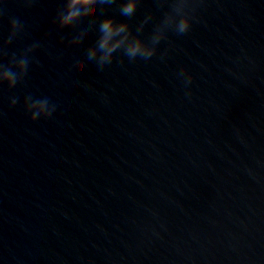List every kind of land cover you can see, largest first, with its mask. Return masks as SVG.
Masks as SVG:
<instances>
[{"label": "water", "instance_id": "95a60500", "mask_svg": "<svg viewBox=\"0 0 264 264\" xmlns=\"http://www.w3.org/2000/svg\"><path fill=\"white\" fill-rule=\"evenodd\" d=\"M122 2L104 15L165 39L102 71L82 17L53 24L65 0L0 6V68L39 45L0 85V264H264V0H197L182 35L163 23L175 0L130 18ZM10 17L23 30L8 41ZM51 84L64 100L29 123Z\"/></svg>", "mask_w": 264, "mask_h": 264}, {"label": "clouds", "instance_id": "9594fccd", "mask_svg": "<svg viewBox=\"0 0 264 264\" xmlns=\"http://www.w3.org/2000/svg\"><path fill=\"white\" fill-rule=\"evenodd\" d=\"M196 2L197 0H175L172 5L175 15L165 16L164 25L171 26L178 35L187 33L191 24L195 21V17L190 16L186 9L194 7ZM5 3L6 0H0V6ZM115 3L116 0H65L61 10L56 13L53 19V24L58 25L65 14L68 17L79 16L82 17V20L78 32L84 33L95 30L96 40L86 49V58L101 71L106 65L113 63L116 53H121L129 62H133L137 58L147 61L155 54L156 45L165 39L164 31L157 28L151 37V44H148L139 35L133 34L127 22H117L114 16L104 15L107 6ZM138 5L139 0H123L118 5L120 15L132 17ZM93 6L98 8L100 15L84 17L83 14ZM150 18V16H146L144 22L146 23ZM142 29L143 24L136 29V32L139 33ZM22 30L23 24L21 21L16 17H10L7 40H12ZM37 47H39L38 44H33L25 50L24 54L15 57L12 67L0 68V85L7 88H14L17 85L19 79L28 71L29 55ZM177 75L183 80L185 87L192 83L191 75L187 74L184 69H180ZM41 92V99L38 102H29L24 106V112L29 123L35 122L42 110L48 105H59L66 96V93L56 84L45 86ZM189 94V92L185 93L186 96ZM15 104L16 99L12 98L9 107H13Z\"/></svg>", "mask_w": 264, "mask_h": 264}]
</instances>
